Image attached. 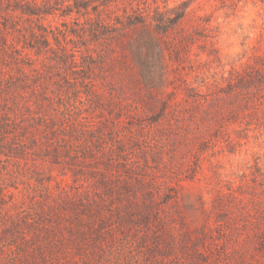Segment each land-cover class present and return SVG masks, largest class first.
<instances>
[{
    "label": "rangeland",
    "instance_id": "rangeland-1",
    "mask_svg": "<svg viewBox=\"0 0 264 264\" xmlns=\"http://www.w3.org/2000/svg\"><path fill=\"white\" fill-rule=\"evenodd\" d=\"M57 2L23 121L51 125L0 133V264H264V0L116 38Z\"/></svg>",
    "mask_w": 264,
    "mask_h": 264
},
{
    "label": "trees",
    "instance_id": "trees-1",
    "mask_svg": "<svg viewBox=\"0 0 264 264\" xmlns=\"http://www.w3.org/2000/svg\"><path fill=\"white\" fill-rule=\"evenodd\" d=\"M55 1L0 0V133H39L42 126L51 125L48 114H43L41 122L37 124L28 122L25 125L23 121L29 114L35 112L33 104L26 99L25 88L32 77L40 73L34 54L52 48L51 31L44 25L43 20L55 13L57 9L55 4H60ZM94 1L99 2L98 6L95 5L96 10L100 8L99 5L109 10L113 6L117 7L112 23L102 15L103 9H99L97 11L99 28L92 31L98 37L107 34L110 38L121 37L140 25L152 26L161 36L167 35L179 27L186 18L192 2V0H182L174 6L166 4L164 8L156 5L151 10L147 1L144 2V6L140 3L134 5L133 0ZM82 2L83 0H75L76 7L88 8L89 4L84 5L85 3ZM107 26L112 29H107ZM54 38L59 43L57 37ZM63 49L68 51L65 45ZM73 56H75L74 51ZM73 62L77 63L76 57L73 58ZM252 78L250 80L255 79L257 83H264V73ZM36 92L35 85L33 93ZM32 117L35 118L34 115Z\"/></svg>",
    "mask_w": 264,
    "mask_h": 264
}]
</instances>
